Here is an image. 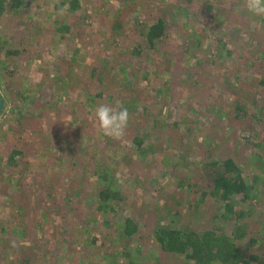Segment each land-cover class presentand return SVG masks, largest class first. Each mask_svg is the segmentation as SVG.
Segmentation results:
<instances>
[{"label": "rangeland", "instance_id": "1", "mask_svg": "<svg viewBox=\"0 0 264 264\" xmlns=\"http://www.w3.org/2000/svg\"><path fill=\"white\" fill-rule=\"evenodd\" d=\"M59 1L27 0L26 8L18 12L7 10L0 17V38H5L0 44V94L5 102L0 114V180L12 175L16 183H25L23 189L33 194L25 197L19 190L21 185L6 193L0 184V216L7 218L6 223L0 218V226L8 224L9 228L20 229L0 234L5 243L10 240L6 251L10 260L15 264H116L119 261L112 255L116 247L131 250L134 246L143 251L145 264H187L186 259L161 251L154 230H172L193 222L201 228L211 224L215 231L225 227V232L238 238L236 244L247 258L257 254L264 257V185L260 180L255 200H233L235 211L241 216L228 217L226 225L216 217L224 213L216 197L208 195L200 206L195 205L204 194L201 188L205 182L194 188L205 167L198 165L201 156L233 158L249 173L248 180L252 174L264 176V18L247 14L243 0H83L81 10L72 14L58 11L53 17L50 13ZM162 14L172 26V36L168 44L159 45V55L145 50L143 55L117 60L122 72L109 68L100 83L92 76L93 63L88 60L105 53V49L115 57L126 50L135 51L139 38L134 39L143 35L150 20ZM53 20L56 23H47ZM61 23L70 26L65 40L56 30ZM193 23L196 38L204 43L196 48L180 32L181 25L189 24L185 27L188 31L190 26L194 28ZM26 29L29 30L25 32ZM6 35L13 40L6 39ZM111 35L126 41L117 43ZM220 40L233 50L234 56L225 55L224 61L214 62L210 54L222 45ZM4 41L10 44L4 45ZM9 49L19 53L8 55ZM108 65L114 66L109 63L105 68ZM53 66V72L61 73L57 79L52 78ZM71 67L76 71H71ZM39 73L46 90L41 86ZM72 75L79 79L80 86L69 77ZM65 80V86L70 83L79 91L67 93L69 100L63 102L57 91ZM135 85L142 91L136 97L147 117L144 114L138 122L130 120L120 141L103 136L95 118L88 119V109L83 107L91 96L88 93L103 91L125 103ZM53 86L57 106L48 103V90ZM20 94L32 95L31 106L21 102ZM242 95L250 100L245 114L235 109L236 98ZM17 100L19 106H15ZM100 100H96L99 105L114 104ZM40 106L45 107L44 112L39 111ZM30 107L34 110L30 111ZM175 113L184 118L180 130L166 123ZM237 114L242 118H235ZM255 115L259 117L253 122ZM75 116V124L66 122ZM150 119L155 122L147 127ZM80 120L85 122L79 125ZM186 125L189 130L182 128ZM143 128L151 133L154 146L143 154L147 161L152 160L151 165L142 167L141 172L139 165L143 163L139 161L132 167L134 173L126 169L127 174L119 167L118 152L109 157L107 146H117L130 165L134 142L129 144L127 140ZM249 132L252 142H245ZM85 133L89 138L81 144ZM96 135L101 142L95 141ZM185 137L187 143L183 141ZM110 152L113 154L114 150ZM9 161L13 164L8 168L5 164ZM244 161L249 163L245 170ZM97 165L119 174V188L127 189L123 194L124 208L130 209L125 218L136 220L139 237L144 238L122 234L120 221L126 214L123 207L115 213L118 217L98 210L94 198L98 194ZM136 173L142 176L137 181ZM38 199L46 211L39 208ZM27 209L30 213L26 218ZM251 238L257 243L247 241ZM65 249L67 253L60 252ZM226 251L223 246L222 253ZM120 261L127 264L128 260ZM210 264L222 263L216 260Z\"/></svg>", "mask_w": 264, "mask_h": 264}, {"label": "trees", "instance_id": "2", "mask_svg": "<svg viewBox=\"0 0 264 264\" xmlns=\"http://www.w3.org/2000/svg\"><path fill=\"white\" fill-rule=\"evenodd\" d=\"M203 2H207V0H202ZM83 0H61L59 2H57L54 6H53V11L50 13L51 16L56 15L57 16V12L58 11H66L67 13H74L76 11L81 10L82 6H83ZM26 4H27V0H0V17H2L7 10L13 11V12H18L19 9H23L26 8ZM203 6V5H202ZM205 6V5H204ZM209 5H206V7H208ZM195 12V11H194ZM193 13V12H192ZM191 14V13H188ZM187 14V15H188ZM54 17V16H53ZM48 24L50 23H56V21H50L47 22ZM128 24L125 23L124 26H126ZM194 24V23H193ZM189 24H185V25H181L180 28V32H183V35L187 36V39L189 41V43H191V46L193 48L202 46L204 43H202V39L201 38H196L197 32L196 30V26L194 24V28L192 26H190V30H186L185 27H189ZM28 28V27H27ZM70 29V26L65 25L63 23H61V27L58 26L56 28L57 33L62 35L61 39L65 40V33L68 34ZM29 29H26L25 32H27ZM118 35H121V33H118ZM172 36V26L169 24L168 19L162 14L161 16L150 20L147 23V27L144 28V33L143 35L138 36L136 39H134L136 42V46L134 48L135 51L131 52L129 50V53H119L118 56H113L112 53L109 50L105 49V53L101 52L99 54H96L94 56L93 59L88 60V62H91L93 64L92 65L93 69H92V76L98 79L99 83L100 80H102L103 76L107 73V70L110 68V71L114 72L117 71L118 73L122 72V68L120 67V65H117L116 63L117 60L123 61V59L127 60L129 55H143L142 51H151L152 53H157L159 55V52L157 50V48L159 47V45L163 44L165 42V44H168L169 38ZM110 37H112V40L115 42L117 41V43H125L126 39H121V37L117 38L116 35H111ZM3 39H5L4 37L0 38V44L3 42ZM6 39L12 41L13 37L6 35ZM36 40H38L36 38ZM220 43L222 45L218 46L217 49L212 52V54H210L211 59L216 62V61H224L226 56L225 55H229V56H234V52L233 50H228L227 46H224V42L223 40H220ZM10 44L9 42H5L4 41V45H8ZM94 48H96V46L94 45ZM64 49V48H63ZM65 50V49H64ZM92 51H96V49H93ZM104 52V51H102ZM131 52V53H130ZM19 53V50H8L7 54L8 55H17ZM92 53V52H91ZM164 53V52H163ZM200 56V55H198ZM115 57V58H114ZM145 57V55L143 56ZM198 58V57H197ZM196 58V59H197ZM113 59V60H112ZM106 60H108V62H106ZM109 63H112L114 66L110 67L111 65H108L106 68L105 66ZM124 63V62H123ZM56 68L58 67L57 65L55 66ZM54 66L52 68H50V70L52 71V78H59L58 74H61L59 72L55 73L53 72L56 68ZM127 69V66H125ZM71 71H76L75 67H71ZM129 70V67L127 69V71ZM155 71H157V69H154ZM98 72V74L95 75V73ZM129 74V72L127 73ZM124 75V72L122 73L121 77ZM38 78L40 80L41 86L42 88L45 86V82H43L42 80V74L39 73ZM72 80L75 81V83H79L78 86H80V81L79 79H74V76H69ZM77 77V76H76ZM131 78L133 79L134 77L131 76ZM65 81L62 82V88H60L57 93L59 99L63 100H67V93H70L73 89L75 91H79L78 86L77 87H72L70 86V83L67 84V86H65ZM264 84V82H261ZM9 84V83H8ZM262 85V84H261ZM55 86V85H54ZM54 86L53 88H50L48 90V103L52 106L56 105L59 102H54L53 101V94H54ZM44 89V88H43ZM64 89V90H63ZM46 90V89H44ZM139 88L137 85H135L134 87H132L131 90H129V95H132L125 101V103H123V100H118L113 97V96H107L106 94H103V91L101 92H97L96 90H94L93 92H89L88 94L91 95L87 102L84 101V108L88 109V113L87 116H89L88 119H90V117H94V108L99 105L97 104L98 99H101L100 101L102 102L104 99H106V101L108 103H114V105L116 106H123V107H127L130 113V120L135 119L136 122L140 121L143 119L144 114L147 117V113H145V108L142 107L141 105V101L138 100V98L136 97V94L141 93L142 91H138ZM162 92V90H161ZM25 93V92H24ZM21 102H29L28 106H31L32 102H31V94H24L23 96L20 94ZM95 97V99L93 98ZM243 97V98H242ZM242 97H238L236 98L238 101V105H236V108L238 112H243L244 114L247 112V105H249L250 100L248 98H245L243 95ZM228 98V97H227ZM231 98V97H230ZM69 100V99H68ZM188 105L191 104V102L189 100H186ZM47 103V104H48ZM121 103V104H120ZM40 104V103H38ZM20 105V100H17V102L15 103V106H19ZM112 106V105H111ZM14 107V105H13ZM42 107V106H40ZM30 111H33L34 108L32 109L31 107L29 108ZM45 107L39 108V111L44 112ZM179 112V111H177ZM25 114V111H24ZM83 115H85L82 112ZM256 114V112L254 113ZM87 116L85 115V117L87 118ZM71 117V116H70ZM242 118L241 115L237 114L235 115V118ZM253 117V116H252ZM259 115H255L253 118H251V121L254 122L255 118H258ZM75 118H78V116H75L73 118H69L66 122L68 124H75L76 120H74ZM250 118V117H249ZM183 116L179 113H175L173 114V116L168 119V121L166 123H168L171 126H174L176 128H178V130L181 129V126L183 125ZM204 118H202L203 120ZM129 120V121H130ZM191 120V119H190ZM195 120V118H194ZM90 120H86V123ZM85 122V120H80L79 122H77V124L80 125V123ZM155 121L153 119H150V122L148 124L147 127H150V125H152ZM133 123L130 122V125H132ZM83 126V125H82ZM81 126V128H82ZM87 126V125H86ZM145 126V128H146ZM250 126L252 127L253 125L250 124ZM186 127L187 130L190 129V127L183 126L182 128ZM143 128L141 130V132H139L136 136H134L132 139L127 140V143L130 144V142H134L132 149H131V159H130V165H127V159L124 158L122 153H119L120 149H118L117 146H113V145H108L107 147L109 148V152L108 156L112 157V155L115 154V152H118L117 155L120 156L121 161L119 162V167L121 170H125L128 174V170H130L131 172H133V168L136 165H138L137 163L140 161L141 163H143L142 165H139V168L142 172V167H146L145 169H147L149 167V164L151 165L152 160L150 159L149 161H147L146 158L148 157H144L143 154L144 152H149L150 150H152V148L154 147L151 142H150V135L151 133H147L146 131H144ZM246 132V131H245ZM251 132L247 133V139H245V142H252V140L250 139V135ZM89 136L85 133L83 134V137L81 138V144H84L87 140H88ZM96 142H101V140H99V135H96ZM184 143H187V137H185V139H183ZM105 147V144H103ZM110 149L114 150V153L111 154ZM256 151V149H253ZM23 151V150H22ZM240 151V150H239ZM16 153H18V151L13 152L14 155H16ZM152 156L153 154L150 153ZM157 154V152L155 153V155ZM260 154V153H259ZM154 155V156H155ZM260 156H258L259 158ZM15 158V156H14ZM154 159V158H152ZM200 160H198V165H204L205 169H203L201 177H200V181L197 182V184L194 186V188L198 187L202 182H205L204 187L201 188L204 191V194L202 195L201 199L195 203L196 206H200V204L205 200V197H207L208 195H211L213 197H216L219 202H220V206H222V208L224 207V213L218 214V216H216L218 219H220L222 222L221 224L226 225V221L228 219V217L230 218L235 217L238 218L241 215H238L235 211L234 208V203L233 200L239 199L240 201L242 200H250L252 199L255 200L256 196L258 195L257 192V184L258 181L262 182L264 185V176L263 177H256L254 174H252V178L251 180L246 179L249 175V173H245V171H243L242 165H237L235 160L233 158H224V159H218L217 157H213V156H201L199 158ZM12 161V159H9ZM247 160V159H245ZM261 160V159H259ZM11 161H9V163L5 164L6 167L9 168V165L13 164ZM139 162V163H140ZM247 161H244V170L245 168L249 167V163H245ZM82 165V164H80ZM144 165V166H143ZM7 169V168H6ZM55 170H58L57 168L54 167ZM59 171V170H58ZM96 175H97V189H98V194L96 196H94L95 198V204H97L98 206V210L100 212L103 213H107V212H111L112 214H114V217H118V214L115 213H119V210L123 207L124 211L126 208H124L125 204L124 201L125 199H123V194H126L127 189L126 188H119V182H118V178L119 174H114L111 171H105L104 168L100 165H97L96 167ZM134 173V172H133ZM142 176L139 173L135 174V179L136 181L141 178ZM121 178H119L120 180ZM0 184H1V188L2 190L4 189V191L6 193H11L13 191L14 187H18V185H21L19 187V190H21V192L25 193V197L28 198V196H30L31 192H28L29 190H24L23 187L25 185V183L20 182L19 184L16 183V181L14 180V177L12 175H8L7 178H2L0 180ZM28 189V188H27ZM125 189V190H124ZM31 196H33V194H31ZM253 197V198H252ZM33 203L35 204V201L32 200ZM37 202H39L40 206L39 208H41L42 210V206L44 207V204H42V200L38 199L36 200ZM123 204V205H122ZM118 208V209H117ZM62 209V208H61ZM60 209V211H61ZM45 210V209H44ZM42 210V211H44ZM47 210V209H46ZM45 210V211H46ZM68 211V210H67ZM130 211V209H126L124 214L125 216H123V219L127 216V213ZM54 212V211H53ZM56 212V211H55ZM65 213V211H63ZM30 210L27 209L25 217L27 218V216L29 215ZM23 214V215H24ZM36 217V216H35ZM0 218L2 219L3 223H6V217H4L3 215L0 216ZM47 218V217H46ZM91 216H88L87 219L91 220ZM42 219V223L46 222V219ZM121 225H123V231L122 234L128 237L134 236L136 234H138L139 232V224L136 222V220L131 219L130 217L125 218L124 220L120 221ZM24 224V223H23ZM210 227L211 224H209ZM43 226V225H42ZM198 225H195V222H193V224H190L189 226H186L185 224L182 227L179 226H175V229H160L158 228V230H154V236L155 239L157 241V243L160 245V249L163 253L166 254H171V255H175L177 258H183L186 259V261H189L187 264H210V262H215L216 260L221 262L222 264H264V257L260 256V255H255L252 256L251 258H247L246 254L242 251V248H239L237 243V239L233 237L231 234H229V232H225V227H217V231H215V228H210V227H197ZM200 226V225H199ZM20 231V229L15 228V226H11L9 228V225L7 224L5 226V224L3 226H0V234H5L7 231ZM144 236V235H143ZM139 237L138 234V238L142 239L144 237ZM1 237V236H0ZM137 237H135V241L137 242L138 240ZM98 238H95V241ZM65 240V239H64ZM67 240V239H66ZM65 240V241H66ZM240 240V239H239ZM6 241L5 239H0V243L3 242L4 244H0V264H15V262L11 261L9 256H8V252L7 249L10 248V240L8 242H4ZM247 241L255 244L257 243V240H254L253 238L248 239ZM3 245V246H1ZM225 246L227 251L222 253V247ZM61 253H67V249L65 250H61ZM58 254L60 255L59 251ZM112 255H115L117 257V261L116 264H121V260H123L124 258H126L127 264H145L144 260L145 257L143 251H140L138 248H134V246H132L131 250L121 246V247H116V250L112 253ZM17 264H25L22 262H19ZM113 264V263H112Z\"/></svg>", "mask_w": 264, "mask_h": 264}, {"label": "clouds", "instance_id": "3", "mask_svg": "<svg viewBox=\"0 0 264 264\" xmlns=\"http://www.w3.org/2000/svg\"><path fill=\"white\" fill-rule=\"evenodd\" d=\"M247 14L255 18H264V0H243ZM96 127L103 136L120 141L125 137L130 120L127 107L100 104L94 108Z\"/></svg>", "mask_w": 264, "mask_h": 264}, {"label": "water", "instance_id": "4", "mask_svg": "<svg viewBox=\"0 0 264 264\" xmlns=\"http://www.w3.org/2000/svg\"><path fill=\"white\" fill-rule=\"evenodd\" d=\"M4 109H5V102L2 95L0 94V114L4 111Z\"/></svg>", "mask_w": 264, "mask_h": 264}]
</instances>
